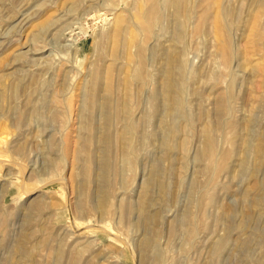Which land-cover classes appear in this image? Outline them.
Masks as SVG:
<instances>
[{"label": "rangeland", "instance_id": "374dc122", "mask_svg": "<svg viewBox=\"0 0 264 264\" xmlns=\"http://www.w3.org/2000/svg\"><path fill=\"white\" fill-rule=\"evenodd\" d=\"M263 194L264 0H0V264H264Z\"/></svg>", "mask_w": 264, "mask_h": 264}, {"label": "bare ground", "instance_id": "6f19581e", "mask_svg": "<svg viewBox=\"0 0 264 264\" xmlns=\"http://www.w3.org/2000/svg\"><path fill=\"white\" fill-rule=\"evenodd\" d=\"M244 54H245V55H247V54L250 55V53H249L248 51H245ZM260 195H261V194H260ZM263 195H264V194H263ZM263 198H264V197H263ZM263 198H262V199H263ZM258 201H259V200H258ZM263 201H264V200H263ZM255 202H256V201H255ZM260 202H261V200H260ZM258 262H259V261H258Z\"/></svg>", "mask_w": 264, "mask_h": 264}]
</instances>
